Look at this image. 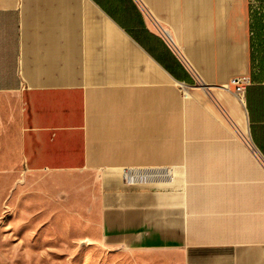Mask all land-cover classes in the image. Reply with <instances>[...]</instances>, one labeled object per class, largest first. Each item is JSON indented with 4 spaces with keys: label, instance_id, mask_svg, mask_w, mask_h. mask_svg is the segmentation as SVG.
<instances>
[{
    "label": "crops",
    "instance_id": "obj_1",
    "mask_svg": "<svg viewBox=\"0 0 264 264\" xmlns=\"http://www.w3.org/2000/svg\"><path fill=\"white\" fill-rule=\"evenodd\" d=\"M250 6L0 0L4 169L91 176L61 187H93L84 241L104 250L264 264V48ZM243 76L240 99L225 86ZM129 169L142 177L124 180Z\"/></svg>",
    "mask_w": 264,
    "mask_h": 264
},
{
    "label": "rangeland",
    "instance_id": "obj_2",
    "mask_svg": "<svg viewBox=\"0 0 264 264\" xmlns=\"http://www.w3.org/2000/svg\"><path fill=\"white\" fill-rule=\"evenodd\" d=\"M4 168L0 162V264H165L157 253L131 256L84 241L94 234L84 220L93 187L61 185L91 176Z\"/></svg>",
    "mask_w": 264,
    "mask_h": 264
},
{
    "label": "trees",
    "instance_id": "obj_3",
    "mask_svg": "<svg viewBox=\"0 0 264 264\" xmlns=\"http://www.w3.org/2000/svg\"><path fill=\"white\" fill-rule=\"evenodd\" d=\"M252 46L264 48V0H250Z\"/></svg>",
    "mask_w": 264,
    "mask_h": 264
},
{
    "label": "built area",
    "instance_id": "obj_4",
    "mask_svg": "<svg viewBox=\"0 0 264 264\" xmlns=\"http://www.w3.org/2000/svg\"><path fill=\"white\" fill-rule=\"evenodd\" d=\"M229 82L230 84L226 85L225 87L230 91L232 90V92L236 96H238V98L243 99L242 92L245 86V77L243 76V77L231 78ZM142 174L143 173L141 170L137 171V170L129 169L124 172V180L131 181L133 178L135 179L137 177H142Z\"/></svg>",
    "mask_w": 264,
    "mask_h": 264
}]
</instances>
